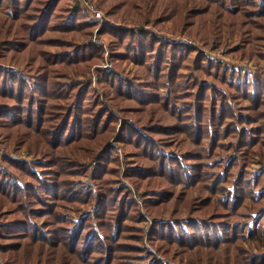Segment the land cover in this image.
I'll return each mask as SVG.
<instances>
[{
    "label": "trees",
    "instance_id": "trees-1",
    "mask_svg": "<svg viewBox=\"0 0 264 264\" xmlns=\"http://www.w3.org/2000/svg\"><path fill=\"white\" fill-rule=\"evenodd\" d=\"M139 1L100 0L111 15ZM170 2L199 3L190 17L210 12L215 34H241L242 53L260 58L254 76L197 45L109 21L98 35L110 38L115 65L97 72L100 94L90 77L106 51L79 1L0 0V136L35 154L0 156V259L264 264V225L247 230L264 202L263 174L246 168L264 152V0Z\"/></svg>",
    "mask_w": 264,
    "mask_h": 264
},
{
    "label": "rangeland",
    "instance_id": "rangeland-1",
    "mask_svg": "<svg viewBox=\"0 0 264 264\" xmlns=\"http://www.w3.org/2000/svg\"><path fill=\"white\" fill-rule=\"evenodd\" d=\"M91 3L96 6V8L99 10V14L102 16L103 21H96L98 22L97 27L94 32L93 40L98 45H102L105 48V57L94 65L93 73L90 77L92 81V85L98 90L100 94H102V83H100V76L98 77V71H108L112 69L115 65L114 61L110 58V52H108L109 46L111 44L110 38L105 35L101 34L98 35V30L100 27L106 23V22H112L116 25H126V26H137L142 25L146 26L148 29L156 32L160 36L167 37L168 40H173L176 42H186L188 44H192L194 46H198L200 49L205 50L206 55L208 58H211V60H221L224 64L228 65L232 69H236L237 76L241 78H247L250 79L254 76V73L259 69L260 64V58H256V56H249V54H243L242 48L246 45L245 39L241 34H232L229 32V29L222 28L219 33L215 34L216 31H212L210 28V20L209 18L212 16L210 15V12L203 13L201 10L199 12H195L193 16H189V8L195 7V8H201L199 3L196 2H189L187 5H184L186 3H182L181 6L184 7L182 9L179 6L173 5V2H170V0H159V2H156L155 4H152L150 0H141L138 3L137 8H131L129 4H127L124 8L117 10L114 15H111L107 12L109 9L105 4L101 3L100 0H88ZM169 1V2H167ZM202 2V1H200ZM155 5V9H149ZM167 7V8H166ZM182 9V17L179 18L177 12ZM83 13H85L86 17L91 19L92 17H89L84 9ZM127 10V11H126ZM216 18V16H213ZM93 20V19H92ZM220 20V18H219ZM227 21H230V18H227ZM191 22V23H188ZM191 24V26H188ZM208 30H211L213 32V36H210L208 40L203 39V33ZM198 32V33H196ZM208 34V33H207ZM264 42V38H263ZM48 49H58L59 46H50L47 47ZM109 54V57H108ZM221 56V57H220ZM122 69L128 74L129 77H135L138 80V77H140V69L137 65L133 64L132 62H123L121 64ZM242 67V69H239ZM96 69V70H95ZM37 76L36 72H33L31 77L32 79H35ZM137 76V77H136ZM89 77V76H87ZM136 113L135 111H133ZM134 116H139L138 114H134ZM166 119V118H165ZM164 120V118H163ZM184 133H179L177 135V138L181 139L184 138ZM0 148L4 149L7 153L3 155H7L9 152L12 153V156L19 157V158H25L29 159L31 157H35V154L29 153L27 151V148L20 147L16 143H14L12 140L9 141H3L2 136H0ZM175 148V147H173ZM176 149V148H175ZM180 149V148H178ZM186 149V147L180 149L182 151ZM116 155L119 156L120 160L123 162L124 157V150L120 145L116 146ZM233 154L232 152H230ZM25 154V155H24ZM27 154V155H26ZM235 155L239 156L238 153H234ZM0 155V156H3ZM38 155V154H37ZM31 156V157H30ZM132 157H130L131 159ZM255 161H252L250 165H248L247 168V174L251 178H255L257 175H262L260 178V184L262 187H259L260 189L264 190V152L256 151L255 153ZM242 163V160H240ZM191 162V161H189ZM228 162V158L225 162V164ZM223 173V171H221ZM259 188H257L256 192H259ZM140 190V188H138ZM141 191V190H140ZM195 196H199L198 194H195ZM264 201V198L263 200ZM143 212L144 209L142 208ZM254 210H250L252 212ZM69 215L71 217H76L74 213V210L69 211ZM82 213V212H81ZM169 211H166L165 214L169 215ZM183 214L187 213V210H183ZM147 216V213H146ZM78 221V218L76 219ZM147 222V221H146ZM141 222L140 225L144 226V231H147L150 227V222L148 223ZM260 225H264V202L263 204L251 214L250 219L248 220V227L249 229H257ZM260 228L257 229V231ZM253 230V231H254ZM247 232V231H246ZM251 240V239H250ZM246 244V248H249V250L255 251V246L253 240H251L250 243L247 241H244ZM169 256H172L170 253ZM178 259V258H176ZM180 260V259H178ZM1 264H17L16 262L9 260V263L5 262L4 260L0 259ZM182 263V262H181ZM19 264H25L24 261H21ZM180 264V263H179Z\"/></svg>",
    "mask_w": 264,
    "mask_h": 264
},
{
    "label": "built area",
    "instance_id": "built-area-1",
    "mask_svg": "<svg viewBox=\"0 0 264 264\" xmlns=\"http://www.w3.org/2000/svg\"><path fill=\"white\" fill-rule=\"evenodd\" d=\"M80 2V6L86 11L91 19L102 22V16L99 14V10L88 0H77ZM221 57V56H220ZM7 152L4 149L0 148V155L6 154Z\"/></svg>",
    "mask_w": 264,
    "mask_h": 264
}]
</instances>
